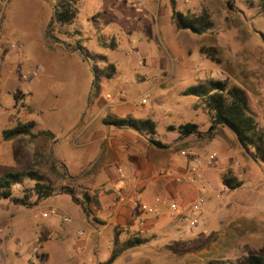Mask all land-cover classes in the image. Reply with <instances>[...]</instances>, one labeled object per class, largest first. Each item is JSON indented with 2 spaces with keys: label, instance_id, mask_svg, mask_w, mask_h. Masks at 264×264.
Returning a JSON list of instances; mask_svg holds the SVG:
<instances>
[{
  "label": "rangeland",
  "instance_id": "374dc122",
  "mask_svg": "<svg viewBox=\"0 0 264 264\" xmlns=\"http://www.w3.org/2000/svg\"><path fill=\"white\" fill-rule=\"evenodd\" d=\"M195 1L182 0L185 7L195 3V7L182 12L206 11L212 27L202 34L176 29L164 41L151 36L146 39L142 27L129 22H107L111 13L107 6L110 0L80 1L75 21L65 25L53 19V10L59 0H0V174L33 168L26 163L25 156L18 157V151L24 153L19 150L22 149L20 143L11 145L2 139L3 129L33 120V132L54 130L55 139H59L58 145H54V138L34 139L38 144L35 149L41 153L37 170L44 176L45 184L55 192L63 187L73 188L76 193L88 191L84 186L71 183L63 174L67 169L62 162L56 161L55 153L57 148L65 152L73 149L70 138H66L69 124L65 121L61 127V121L57 120L59 115L66 119V116L76 118L90 113V101L86 102L90 96L87 97L86 90L89 80L95 79L92 67L98 72L96 86L92 84L91 87L96 95L110 102L128 100L135 108L132 117L143 118L145 112L140 105L146 112L155 110L146 118L156 121L154 138L159 141L167 134L165 127L170 120L174 122L168 130L188 121L198 123L201 129L210 126L202 98L182 93L206 77L225 80L228 88H240L247 96L252 115L264 130V16L259 11L258 0ZM78 39L84 54L72 48ZM142 43L146 47H142ZM108 63L115 66L111 78L99 71ZM64 66L65 71H62ZM55 94L57 96L53 97ZM141 99L145 102L141 103ZM190 106H194L196 112L189 110ZM107 113L118 115L111 110L103 114ZM52 160L55 170L51 167ZM257 165L263 181L255 189L264 194V163L257 162ZM249 185H252L250 181L244 182V186ZM21 195L22 186H15L12 197ZM55 195L59 194L52 196ZM12 197L0 200V211L8 209L14 214L30 209L15 203ZM43 212V215H50L49 209ZM15 215L18 216L8 224L9 231L0 224V264H75L74 260H79L78 264L103 263L100 253L105 250L106 241L100 236L98 244H86L80 253L68 248L59 258L54 253L42 251L43 243L54 247L55 242L61 240L60 230L71 229L70 240L90 233L71 218L65 221L61 217L57 231L38 226L24 233L26 215ZM200 219L204 221L195 233L206 227V220L201 216ZM261 219L264 218H257ZM88 220L102 223L95 218ZM190 220L188 218L187 226ZM80 228L82 234L78 233ZM221 229L222 226L214 221V236L220 234ZM145 238L148 237L145 236L143 242ZM146 246L137 256V260L142 256L144 264H148L146 258L153 264H244L247 255L260 253L255 248L224 249L225 254L216 256L221 249L202 250L191 245L185 249L176 246V251H171L158 244ZM27 249H32V253L27 255Z\"/></svg>",
  "mask_w": 264,
  "mask_h": 264
},
{
  "label": "crops",
  "instance_id": "0c3cea01",
  "mask_svg": "<svg viewBox=\"0 0 264 264\" xmlns=\"http://www.w3.org/2000/svg\"><path fill=\"white\" fill-rule=\"evenodd\" d=\"M181 1L110 0V3L106 2L111 8L106 21L132 23L142 27L141 32L147 36L146 39L151 36L165 41L167 35L176 30L171 20L172 8L184 11L195 7V3L185 7ZM142 47H146L145 43H142ZM62 71H65V66ZM89 82L86 95L90 97L86 102L90 101V113L76 118L66 116L65 119L64 115L57 118L61 121V127L65 121L69 124L66 138H70L73 149L65 152L56 147L55 159L62 162L67 173L73 177L71 183L84 186L90 194H95L98 205L91 204L93 217L102 223H92L81 208L71 201L69 194L62 193L14 214L8 209H1L0 224L9 231L8 224L18 216L15 214H24V233L38 226L57 231L61 217L71 218L77 226L87 228L90 233L83 237L80 228L78 233L82 235L70 240L71 229L60 230L61 240L55 242L54 247L43 243L42 251L54 253L59 258L65 255L68 248L80 253L86 244H98L100 236L106 241V248L100 253L103 263L98 264H105L116 244L145 236L148 238L142 244L123 250L110 264H144L142 256L140 260H137V256L144 246L149 248L151 244L164 246L171 251H176V246L185 249L191 245L204 250L221 249L222 252H217L216 256L225 254L224 249L255 248L259 255H264V219L257 220L258 217L264 218V194L255 189L262 185V173L257 162L240 146L229 126L217 125L205 134L209 127L201 129L198 123L188 121L195 123L202 135L184 136L177 129H167L174 122L170 120L165 127L167 134L161 141L165 146L159 148L133 128L105 124V117L131 116L135 108L128 100L110 102L96 95L95 91L92 94V79ZM140 108L145 112L143 118L151 117L155 111L151 109L146 112L142 105ZM105 110L116 111L118 115L103 114ZM189 110L196 112L194 106H190ZM149 112L151 115H148ZM133 118L142 119L138 116ZM50 131L54 134L52 142L58 145L56 131ZM3 142L11 145L20 143L22 149L19 150L24 153L18 151V157L25 156L26 163L31 166L38 145L35 140L18 136ZM227 175L235 177L241 185L234 189L225 186L222 178ZM245 181H250L252 185L244 186ZM199 198L203 199V203L195 210ZM143 205L146 209H143ZM45 208L53 209L57 214L43 215ZM196 215L206 220V227L190 233L187 220ZM214 221L222 226L220 234L215 236L212 231ZM32 251L27 249L26 254ZM145 261L153 264L149 258ZM73 262L78 264L79 260Z\"/></svg>",
  "mask_w": 264,
  "mask_h": 264
},
{
  "label": "trees",
  "instance_id": "16d2710c",
  "mask_svg": "<svg viewBox=\"0 0 264 264\" xmlns=\"http://www.w3.org/2000/svg\"><path fill=\"white\" fill-rule=\"evenodd\" d=\"M81 0H59L57 7L53 10V19L58 21V24H72L78 12V4ZM260 13L264 16V0H258ZM171 20L176 29L188 30L194 34H202L212 27V21L206 11L199 14L186 11L182 12L176 8H172ZM112 47L114 43L110 44ZM74 50L81 51L84 54V47L78 39L72 46ZM95 79L97 77L96 68L92 67ZM101 73L107 78H111L115 72V66L108 63L104 66ZM93 80V87L97 80ZM96 86V85H95ZM94 92V90H92ZM184 95H191L202 98L206 112L210 117L211 124L208 128L214 129L217 125H227L234 132L236 139L244 151L251 159L256 162L264 163V130L259 126L258 122L251 113L246 94L238 87L233 86L228 88L225 80L206 77L200 80L196 85L187 87L182 92ZM105 124H113L117 127H130L142 133L148 141L159 148L165 145L154 138L156 134V123L151 118L135 119L131 116L122 118L107 116L104 118ZM35 122L29 120L26 122H17L14 126L2 130V139L5 141L14 139L18 136H28L29 140H34L37 137L54 138L53 132L50 130H39L33 132ZM181 135H196L201 136L202 133L198 130V126L193 122L179 124L176 128ZM41 153L35 149L32 159L31 169L26 170H7L0 174V200L9 199L12 197L13 188L17 185L22 186V195L20 197H12L13 201L25 208H32L39 205L45 199L58 193H67L71 197V201L78 205L84 215L88 218H93V210L91 204L98 205V200L95 194H90L88 191L76 193L73 188L63 187L57 192L49 184H45L44 176L37 170L40 165ZM50 160V156L48 155ZM52 169L55 170V161L52 160ZM70 180L73 177L67 173ZM29 181V185L25 182ZM223 184L230 189L237 188L241 185L235 177L223 176ZM143 240L138 237L129 238L116 246L111 251V254L105 264H110L120 255V253L128 248L142 244ZM245 264H264V255L249 254L245 257ZM32 264V263H30Z\"/></svg>",
  "mask_w": 264,
  "mask_h": 264
},
{
  "label": "built area",
  "instance_id": "2783aa9c",
  "mask_svg": "<svg viewBox=\"0 0 264 264\" xmlns=\"http://www.w3.org/2000/svg\"><path fill=\"white\" fill-rule=\"evenodd\" d=\"M140 102L143 103V102H145V100H144V99H141ZM202 203H203V199H202V198H199L198 203L194 206V209H195V210H198V208L200 207V205H201ZM142 207H143V209H146V206L143 205ZM50 214L56 215L57 212H56L55 210L51 209V210H50ZM45 215H46V214H45ZM63 219H64L65 221H69V218L66 217V216L63 217ZM201 222H202V219H200V216H199V217H194L193 219H191V220L189 221V223H188V226H187L188 231H189L190 233L196 231V229H198V227H199V225H200ZM140 233H142V231H140Z\"/></svg>",
  "mask_w": 264,
  "mask_h": 264
}]
</instances>
